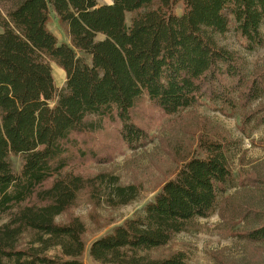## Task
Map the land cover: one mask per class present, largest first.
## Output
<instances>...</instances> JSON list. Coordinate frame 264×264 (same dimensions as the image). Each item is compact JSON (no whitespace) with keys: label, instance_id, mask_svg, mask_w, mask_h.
Here are the masks:
<instances>
[{"label":"trees","instance_id":"trees-1","mask_svg":"<svg viewBox=\"0 0 264 264\" xmlns=\"http://www.w3.org/2000/svg\"><path fill=\"white\" fill-rule=\"evenodd\" d=\"M52 15L69 43L47 30ZM262 25L264 0H0V264H82L85 226L56 219L85 189L94 195L109 186L105 202L113 208L140 195L133 184L74 171L78 158L94 153L92 133L115 125L123 145L136 150L148 140L133 117L142 100L170 117L203 99L234 108L235 93L245 109L263 98L264 71L247 79L240 56L216 39L233 31L253 51L264 46ZM51 61L66 76L61 92ZM258 112L245 122L264 124V108ZM199 146L203 157L185 161L140 213L91 243L94 262L190 264L182 251L154 253L214 213L235 181L222 143ZM11 156L21 160L18 172ZM246 216L259 223L240 238L264 244V218Z\"/></svg>","mask_w":264,"mask_h":264},{"label":"rangeland","instance_id":"rangeland-1","mask_svg":"<svg viewBox=\"0 0 264 264\" xmlns=\"http://www.w3.org/2000/svg\"><path fill=\"white\" fill-rule=\"evenodd\" d=\"M110 1L97 0V3L107 5ZM176 11L180 15L181 7L178 6ZM131 18L132 15L127 14V25H130ZM47 30L54 34L59 44L69 43L67 30L53 15ZM261 33L264 36V25L261 26ZM103 38L101 34L96 37L97 40ZM216 39L221 46L240 56L247 79L253 73H263L264 46L246 51L233 31ZM79 57L87 63L91 61L87 55L80 54ZM50 66L55 88L61 92L65 87L66 76L54 62L51 61ZM231 97L236 100L234 108L203 99L202 104L170 117L160 114L142 100L136 106L133 117L148 133V140L136 150L123 145L115 125L102 123L92 133L90 143L94 153L89 157L78 158L73 163L74 171L83 179L99 174L111 176L121 186L133 184L139 187L140 195L128 205L113 208L105 202L111 194L109 186H103L94 195L90 194L91 190L85 189L78 195L73 207L56 219L58 223H67L72 218H78L85 226L82 238L85 247L79 258L82 264H97L88 254L91 243L110 233L124 220L140 213L185 161L191 157H203L205 154L199 145L206 140H215L224 145L235 177L234 184L219 200L214 213L207 219H197L195 226L178 233L169 245L155 252L154 256L162 257L182 251L186 253L190 264H264V244L249 243L239 236L259 223L250 220L246 216L248 212L253 211L264 218V124H257L255 117L245 122L246 117L254 111L259 110L258 116L262 115L264 97L249 102L245 109L239 106L235 93ZM56 101L57 98H54L49 106ZM82 147L80 150L84 153V143ZM10 161L14 171L18 172L20 158L11 156ZM51 254H55V251Z\"/></svg>","mask_w":264,"mask_h":264},{"label":"crops","instance_id":"crops-1","mask_svg":"<svg viewBox=\"0 0 264 264\" xmlns=\"http://www.w3.org/2000/svg\"><path fill=\"white\" fill-rule=\"evenodd\" d=\"M111 2H112V0L107 5H109ZM101 5H103V4H101Z\"/></svg>","mask_w":264,"mask_h":264}]
</instances>
